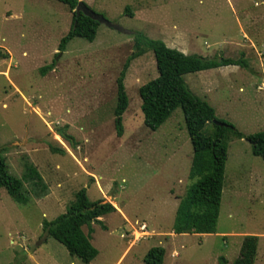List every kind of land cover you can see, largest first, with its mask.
Listing matches in <instances>:
<instances>
[{"label":"rangeland","instance_id":"rangeland-1","mask_svg":"<svg viewBox=\"0 0 264 264\" xmlns=\"http://www.w3.org/2000/svg\"><path fill=\"white\" fill-rule=\"evenodd\" d=\"M80 1L128 32L100 23L94 41L75 37L60 52L73 21L68 6L57 0H0V151L13 175L22 177L30 161L47 187L40 196L32 191L26 205L0 188V264H146L144 256L157 245L166 248L163 264H219L220 256L232 264L249 234L259 236L255 264H264V159L252 153L250 141H229L217 232L177 234L173 226L191 183L193 144L181 108L157 130L145 125L139 88L159 74L152 50L127 69L129 109L122 136L114 114L117 78L140 32L190 54H244L256 73L211 69L187 74L186 82L210 75L209 88L191 82V89L216 116L245 134L264 130V0ZM55 58V68L43 74ZM213 131L212 123L203 130ZM50 144L66 153L53 152ZM82 187L92 200L117 208L102 218L107 229L93 224L99 254L90 263L48 238L42 226L65 212ZM142 224L148 233L141 232Z\"/></svg>","mask_w":264,"mask_h":264},{"label":"trees","instance_id":"trees-1","mask_svg":"<svg viewBox=\"0 0 264 264\" xmlns=\"http://www.w3.org/2000/svg\"><path fill=\"white\" fill-rule=\"evenodd\" d=\"M57 1L64 3L73 13L71 28L62 37L59 51H64L75 37L94 41L100 22L82 12L77 14L76 8L80 0ZM126 11L133 14L128 7ZM150 50L155 55L159 74L139 88L145 125L151 130H157L177 108H181L193 144V158L189 171L192 183L179 202L173 232L177 234L216 233L225 186L229 141L233 138H246L251 143L253 154L264 159V130L245 134L233 123L219 119L215 108L190 89L185 75L225 65H239L250 69L253 73L256 72L249 65L244 54L238 58L224 55L209 57L187 54L177 48L169 47L162 39H153L140 32H135L134 52L117 78V103L114 114L118 136L123 135V114L129 107V96L125 86L127 69L132 59ZM58 55L59 53L56 57ZM55 65L56 58L51 64L44 66L41 72L45 74L48 70L54 69ZM214 120L222 122L223 125L215 123ZM208 123L214 125L211 135L203 132ZM62 135L70 142L73 141L71 135L65 132ZM50 148L56 153H66V150L60 146L50 144ZM26 182L32 185L30 190L26 187ZM0 188H5L17 203L26 205L31 199L32 191L40 196L47 187L38 168L30 161L25 162V173L22 177L13 175L9 171L6 157L0 151ZM115 211L117 208L112 202L105 201V199L92 200L87 188L82 187L77 191L75 199L70 202L65 212L52 220H44L43 231L48 237H53L62 243L71 255L79 257L85 263H90L99 254L91 238L94 231L93 224H101L104 229H107L101 217ZM84 226L88 227V232H85ZM258 244V235H246L243 238L240 252L232 264H255ZM165 254L164 246H153L144 256V262L163 264ZM226 263L225 256H220L219 264Z\"/></svg>","mask_w":264,"mask_h":264},{"label":"crops","instance_id":"crops-1","mask_svg":"<svg viewBox=\"0 0 264 264\" xmlns=\"http://www.w3.org/2000/svg\"><path fill=\"white\" fill-rule=\"evenodd\" d=\"M177 35V34H176ZM178 36V35H177ZM97 37V36H96ZM179 37V36H178ZM180 38V37H179ZM165 40V41H164ZM163 41L167 44L168 42H169V40L167 41V39H164ZM181 41V40H180ZM181 42H183V40L181 41ZM169 44H170V42H169ZM169 44H167L168 46H169ZM230 45H233V44H237V43H234V41H232L231 43H229ZM228 44V45H229ZM208 47H209V45H207ZM169 47H175V46H173V45H170ZM175 48H177V49H179V50H181V51H183L184 53H187V54H190L189 53V49H187V48H181V47H175ZM216 55H218V54H216ZM226 57H229V56H226ZM235 58V57H234ZM225 69V70H227V72H229V73H236V72H241V71H243V67H241V66H239V65H225V66H221V67H216V68H211V69ZM211 69H205V70H201V71H204V73H207V74H209V70H211ZM199 72V71H197V72H199V73H202V72ZM191 73H196V72H191ZM187 74H189V73H187ZM187 74L185 75V79H186V77H187ZM262 74V73H261ZM190 79L191 80H189V81H191L192 83H194V84H201L202 86H204V87H207V88H209L210 87V85H209V83H207L206 81V79H208V80H211V77H210V75L207 77V78H204V79H202L201 80V78H199V76L198 75H196V76H192V77H190ZM187 82H188V80H186ZM191 82H189V84L192 86V87H190L189 86V84H188V86L190 87V89L192 88L194 91H195V89H194V87H193V85H192V83ZM191 89V90H192ZM241 89H243L242 87H241ZM196 94V93H195ZM199 96V95H198ZM201 97V96H200ZM203 98V97H202ZM127 109H129V107L127 108ZM127 111V110H126ZM125 111V112H126ZM125 114V113H124ZM124 114H123V120H124ZM127 114V113H126ZM126 116V115H125ZM243 139V138H242ZM253 153V152H252ZM193 158V157H192ZM191 167V166H190ZM191 180V179H190ZM225 182H226V174H225ZM191 183H192V180H191ZM190 183V184H191ZM189 184V185H190ZM189 185H188V187H189ZM187 187V188H188ZM225 187V186H224ZM187 190V189H186ZM186 192V191H185ZM185 195V194H184ZM183 195V196H184ZM182 196V197H183ZM181 197V198H182ZM181 198H180V200H181ZM180 202V201H179ZM178 205H179V203H178ZM178 208V207H177ZM176 212H177V210H176ZM103 218V216L101 217V219ZM96 224H98V223H96ZM147 226V225H146ZM147 233H148V228H147V231H146ZM175 233V232H174ZM184 234V233H183ZM194 234H199V235H205V234H200V233H194ZM49 238V237H48ZM128 251V249H126L125 250V252H124V254L126 253ZM165 256H166V254H165Z\"/></svg>","mask_w":264,"mask_h":264},{"label":"water","instance_id":"water-1","mask_svg":"<svg viewBox=\"0 0 264 264\" xmlns=\"http://www.w3.org/2000/svg\"><path fill=\"white\" fill-rule=\"evenodd\" d=\"M76 12L79 15L81 12L84 13L85 15L98 20L100 23L102 24H106L109 27H113L116 28L118 30L124 31V32H128V30H125L124 28H122L121 26H119L118 24L113 23L111 20H109L107 17H105L103 14H99L97 12H95L92 8H90L85 2L80 1L77 8H76ZM215 123L223 125L222 122L218 121V120H214ZM36 245V244H35ZM35 245L30 248V251H32L35 247Z\"/></svg>","mask_w":264,"mask_h":264},{"label":"built area","instance_id":"built-area-1","mask_svg":"<svg viewBox=\"0 0 264 264\" xmlns=\"http://www.w3.org/2000/svg\"><path fill=\"white\" fill-rule=\"evenodd\" d=\"M140 228H141V232H142V233H147V232H146V231H147V226H146V224H142Z\"/></svg>","mask_w":264,"mask_h":264}]
</instances>
